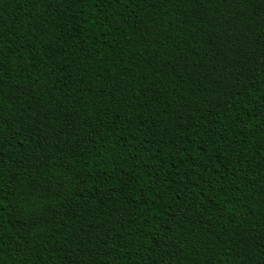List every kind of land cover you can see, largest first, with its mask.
I'll list each match as a JSON object with an SVG mask.
<instances>
[{
    "label": "trees",
    "instance_id": "16d2710c",
    "mask_svg": "<svg viewBox=\"0 0 264 264\" xmlns=\"http://www.w3.org/2000/svg\"><path fill=\"white\" fill-rule=\"evenodd\" d=\"M0 264H264V0H0Z\"/></svg>",
    "mask_w": 264,
    "mask_h": 264
}]
</instances>
